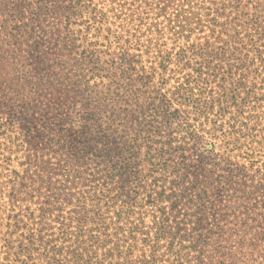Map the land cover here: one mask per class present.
Listing matches in <instances>:
<instances>
[{"label":"trees","instance_id":"obj_1","mask_svg":"<svg viewBox=\"0 0 264 264\" xmlns=\"http://www.w3.org/2000/svg\"><path fill=\"white\" fill-rule=\"evenodd\" d=\"M114 1L122 22L99 44L69 25L84 13L106 22L101 8L0 0V84L15 107L0 122V254L7 264H264L254 159L264 0ZM112 55L114 98L100 74L81 88L85 61L98 72ZM30 56L33 94L11 62ZM170 68L185 72L167 86Z\"/></svg>","mask_w":264,"mask_h":264},{"label":"rangeland","instance_id":"obj_2","mask_svg":"<svg viewBox=\"0 0 264 264\" xmlns=\"http://www.w3.org/2000/svg\"><path fill=\"white\" fill-rule=\"evenodd\" d=\"M82 5H89L92 7H96L97 9H102L103 11L106 12L107 16H106V22H103L102 24H98V23H94L92 20L89 19V14L88 13H84L83 17L81 18H71V24L69 25V28L71 30H77L78 28H84L87 26V28H89V36H90V40H97V42L99 44H105L106 39L105 37L108 35V28L114 32V27L119 26V24L122 22V20L120 21V19H116L114 17V8L116 7V1L114 0H82L81 2ZM4 10V5L0 4V14L1 12ZM54 15H49L47 16L48 20H53ZM1 21V18H0ZM89 21V24H86V22ZM65 20H62L61 23V27H65ZM94 35H97V37H94ZM34 36V35H33ZM110 43H112V46L114 47V37L110 36ZM169 43V40H168ZM10 44L12 45L11 48L13 50L17 49L18 47L15 44V42L13 40H10ZM5 47V46H4ZM3 47V48H4ZM112 47V48H113ZM80 49H83V47H80ZM24 52L27 51L26 47L23 48ZM86 60V59H85ZM84 60V61H85ZM88 60L85 61V63L83 64V78H82V85L81 88H83V86L87 83V82H91L93 80L94 77L97 76V74H100L103 77V84L104 87L106 88V97H111L114 98V55L112 56H102V68L100 71L97 72V70H95L93 68L92 63L87 62ZM11 62L15 63L13 65H17L16 70H17V76H19L21 78V82H23V86L25 88L24 93H28V94H33L34 92V88H33V81L35 79V76L38 75L37 69L35 67V62H36V58L35 57H26L24 59L21 60H11ZM185 71L182 72H177L175 70V68H170L166 75L168 76L173 75V77L171 79H169V84L167 86H170L171 84L174 83V77L179 76V75H183ZM139 71L138 74H135L136 76H139ZM134 75V76H135ZM157 78L155 76V79L153 80V82L159 85V82H157ZM152 87L149 86V89H151ZM256 90H255V95L258 96L257 98H260L262 95V97L264 98V83L258 82L257 86H256ZM133 89L136 91L134 93V96H138L139 97V101L142 103H145V101L147 100V95L146 97L141 95V92L144 90V85H142V82H138L136 81L134 83ZM7 88L5 86H2L0 84V122L4 121V117L7 118V116H11L13 114V117L15 116V107H12L10 104L6 105L5 102V92ZM251 103V101H250ZM264 106V99L263 101H261V103ZM260 108V107H259ZM246 110V109H245ZM15 118V117H14ZM1 129V127H0ZM209 142V140H208ZM211 142V141H210ZM216 143H219L220 140L219 139H215ZM192 143V142H190ZM188 144V151L187 154L190 155L189 159L193 162L194 160H196V145L195 144ZM206 147L210 148V143H208L206 145ZM261 146H257L256 148V153H255V157L254 159L257 160V162L260 163H264V151H261ZM170 161L173 162H177L178 158L174 155L169 156ZM18 162L19 160L17 159L16 161H14V166H17V168H19L18 166ZM218 190V189H217ZM221 196H222V200H225L226 197L228 198L230 196V192L227 189H223L220 192ZM256 204H257V211L262 213L264 216V196H257L256 197ZM4 228L0 227V244H2V234L4 232ZM1 250V249H0ZM3 255L0 254V264H7L8 263V259H5L2 257ZM9 257H13V255H9Z\"/></svg>","mask_w":264,"mask_h":264}]
</instances>
